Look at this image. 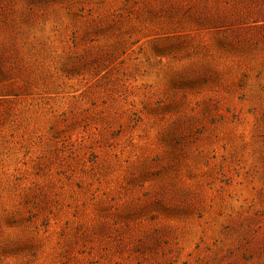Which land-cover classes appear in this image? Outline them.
Segmentation results:
<instances>
[{
	"label": "rangeland",
	"instance_id": "374dc122",
	"mask_svg": "<svg viewBox=\"0 0 264 264\" xmlns=\"http://www.w3.org/2000/svg\"><path fill=\"white\" fill-rule=\"evenodd\" d=\"M0 264H264V0H0Z\"/></svg>",
	"mask_w": 264,
	"mask_h": 264
}]
</instances>
